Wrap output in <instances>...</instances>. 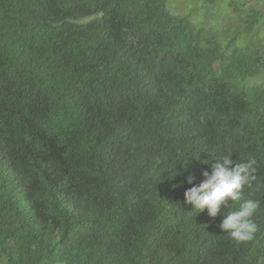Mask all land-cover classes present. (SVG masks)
Masks as SVG:
<instances>
[{"label":"trees","instance_id":"1","mask_svg":"<svg viewBox=\"0 0 264 264\" xmlns=\"http://www.w3.org/2000/svg\"><path fill=\"white\" fill-rule=\"evenodd\" d=\"M246 1L0 0V264H264V12ZM228 153L256 161L229 201L260 204L244 243L229 208L185 198Z\"/></svg>","mask_w":264,"mask_h":264},{"label":"clouds","instance_id":"2","mask_svg":"<svg viewBox=\"0 0 264 264\" xmlns=\"http://www.w3.org/2000/svg\"><path fill=\"white\" fill-rule=\"evenodd\" d=\"M216 161L211 174L204 172V181L185 193L186 203L192 205L194 211L201 213L207 210L212 218L220 216L222 208H229V201H241L243 190L256 180L254 158L236 162L228 153ZM188 182L192 183V177ZM233 205L223 213L220 228L237 243L252 241L258 230L253 216L260 207L259 202L248 199L235 210H232Z\"/></svg>","mask_w":264,"mask_h":264},{"label":"rangeland","instance_id":"3","mask_svg":"<svg viewBox=\"0 0 264 264\" xmlns=\"http://www.w3.org/2000/svg\"><path fill=\"white\" fill-rule=\"evenodd\" d=\"M193 1L196 0H171V6L173 12L175 13H184L186 12L189 7L193 4ZM261 7L262 11L264 12V0H247L244 7ZM216 11L218 10V7L216 6ZM228 13L231 15L236 14V11H234L232 8H228ZM230 22H234L233 19L228 18L227 20H223V24L230 25ZM262 32H264V24L261 27ZM260 79L264 82V76H261Z\"/></svg>","mask_w":264,"mask_h":264}]
</instances>
